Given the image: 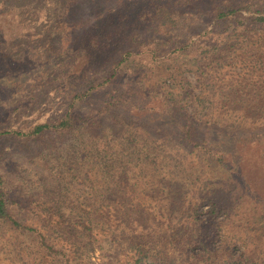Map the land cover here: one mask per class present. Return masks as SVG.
<instances>
[{
	"label": "rangeland",
	"instance_id": "rangeland-1",
	"mask_svg": "<svg viewBox=\"0 0 264 264\" xmlns=\"http://www.w3.org/2000/svg\"><path fill=\"white\" fill-rule=\"evenodd\" d=\"M246 1L224 19L212 9L203 18L192 5L176 30L189 44L178 50L174 35L154 31L158 18L139 20L147 0L127 1L114 28L126 37L112 45L132 46L134 55L116 79L75 98L71 108L70 91L104 79V58L89 70L72 62L70 30H49L56 0H0L6 12L0 18V191L21 221L67 255L49 254L33 231L0 222V264H166L170 254L189 253H180L177 237L212 240L236 254L237 264H264V70L255 63L264 55V19L256 21L264 0ZM169 6L180 9L173 0ZM135 29L143 33L132 45L127 34ZM232 96L243 99L235 103ZM68 112L81 128L40 137L5 133L26 134ZM187 118L196 126L193 139L186 137ZM131 133L141 144L135 151L143 152L128 149ZM96 137L113 147L111 173L81 155ZM130 158L126 179L120 172L126 166L117 162ZM241 160L257 187L236 171ZM87 167L95 168L89 176ZM132 203L141 207L131 209ZM148 234L163 240L152 244Z\"/></svg>",
	"mask_w": 264,
	"mask_h": 264
},
{
	"label": "trees",
	"instance_id": "trees-1",
	"mask_svg": "<svg viewBox=\"0 0 264 264\" xmlns=\"http://www.w3.org/2000/svg\"><path fill=\"white\" fill-rule=\"evenodd\" d=\"M101 1L106 2H104V4H101ZM111 1L112 0H56V5L54 9L57 14L56 12H54V23L49 26V30L51 29L50 31H52L55 35H58L57 33L63 34L65 29L70 30V39L68 42H72V44H70L68 48L73 50L72 62H79V65L82 66V69H87L88 66H94V62L96 59L98 60L100 58H104V60L102 61L104 63H102L103 65L102 67H100L102 68L104 79L89 85V87H86L83 91H70L74 94L72 97V102L70 103L71 108L74 106L75 98L83 99L84 97H88L93 94V91L95 89L101 87L104 84H109L112 82L113 79H116L120 70H118V68H121L124 65V62L127 59L131 58L132 55H134L135 51H132L133 49H130L132 46L121 49L122 47H117L112 44H116L117 40L123 41L122 37H126L125 35H121L125 34V32L114 30V28H116L115 26H118L119 20V17H115V13H118L120 9L122 11V9L126 7L125 5L127 4V1L137 0H123V2L125 3L119 4L118 7L116 5L114 6L107 3ZM169 1L170 0H147L146 4L141 9L139 20L147 21L149 19L154 20L158 18V22H156L157 25L155 27L156 29L154 28V31H156V33L161 36L174 35V43L176 45L173 46V49L175 50L187 47L189 44L185 40L187 39L188 35H186V37H183L184 35H179L176 30L177 26L181 23L180 17L182 18L183 16L191 15L192 12L189 10L191 9L192 5L197 4L200 7L201 11L199 15L203 18L209 13V10L211 11L212 9V12H214L215 17L217 19H224L236 14L240 10V6L246 7V4H248L246 0H173V3L175 5L178 4L181 10H171V7L169 6ZM2 3L5 4L4 2ZM98 3H100L101 5H99ZM3 4L0 5V18L3 14L6 13L5 9L3 8ZM236 4L241 5H238L239 7H235L234 5ZM79 9L84 12L82 15L83 19L81 21H77L74 17ZM128 11L126 13L122 12L123 15L126 14L124 18H127V14H131V10ZM263 19L264 15L263 17H256V21H263ZM0 27H2V24L0 25ZM201 32H199L197 35H199ZM142 33L143 32L139 29H135L129 35L127 34V39L129 40L130 44H136L137 41H139L140 36H142ZM4 40L8 44H13L9 35H5ZM76 42H79V45H74L76 44ZM155 51L156 50H152V53H156ZM142 52V50L137 51V53ZM255 63L259 65L258 67L261 66L260 69L264 70V55H260L255 61ZM239 99L243 98H241V96L231 97V100H233L235 103H237ZM76 121L77 117L75 116V114L73 112H68L63 118L58 119L57 121L37 124L31 132L26 134L23 133V131L18 130H6L5 133L9 135H27V137H31V135L40 137L44 134L52 133L54 131L59 132L61 134H65L69 133L72 129L74 130V128H76V130L81 128V125H75ZM184 125V129L186 130V137L188 139H193L195 136L194 130L196 127L194 126V121H192L191 118H187ZM2 134L3 133L0 132V135ZM136 137V133H131L125 139L126 144L128 145V149H131L132 153L135 154L143 152L141 149L137 152L135 151L141 145L139 142H137ZM93 140L95 141L90 142V148H93V150L91 151L88 147L89 145H86V147H83L81 155H85L86 157H88L95 168L96 164H101L103 169L105 168L107 169L108 173H111V169L114 168L115 160L111 157V153H113V147L111 146L110 141H102L100 138L97 140V137ZM202 145L208 146L210 144L203 142ZM248 146L252 145L248 144ZM77 148L78 147H75V152L79 155V151ZM144 152L146 153V151ZM148 157L149 155H146V159H148ZM252 157H256V155H253ZM245 158L248 159L247 155H245ZM129 161H131V158L128 160L127 163H123L124 161L122 159L117 162L122 165V168L126 166L125 171L123 169H120V172H123L125 174L124 178L126 179L129 175H126L125 172L128 169L129 165H132L129 164ZM219 161L220 163H223L221 162V158ZM152 162L156 163V161L154 160H152ZM246 162H249V160H247ZM147 164V162L144 163V165ZM95 168L87 167L86 176H89ZM143 168L144 167H142V169ZM236 171L239 173L240 177L242 175L244 182H246L247 184H252L254 187L255 185L256 187L258 186V179L253 176L248 167L242 165V160L237 161ZM114 176H116L115 173ZM118 176H120L121 180L124 179L121 176V173H119ZM120 185L124 184H119L118 186ZM5 196L6 193L0 191V222L3 224V226L7 225L10 230L20 231L29 235H31L30 231H33L32 233H36L41 237L42 245L45 247L49 254H62L63 256H67L64 251L57 249V247H55L52 242L47 240L46 236L41 233V231L38 230L35 226L27 225L24 221H21L20 218L17 217V214L9 208L7 198ZM213 205H216L218 207V202H213ZM136 207L140 208L141 205L134 203L131 204V209ZM214 211L216 210L214 209ZM148 235L152 244H155L156 241L161 242V240H163L161 236L157 237L151 234ZM177 238L179 240L178 244L176 245L180 246L182 249L184 248L180 253H189L186 256L182 255L181 257L178 255L170 254L165 260L166 264L238 263V257L236 254H226L224 250H220L217 247L212 246V240L210 242H207L206 238L195 237L188 241H184V239L181 240L179 237ZM208 238L211 239L210 236H208ZM174 243L175 242L173 240L169 242V244H172L173 246ZM197 250L200 251H198L199 253L195 254ZM157 260L158 259L148 261V264H158ZM66 261L69 262L68 260Z\"/></svg>",
	"mask_w": 264,
	"mask_h": 264
}]
</instances>
